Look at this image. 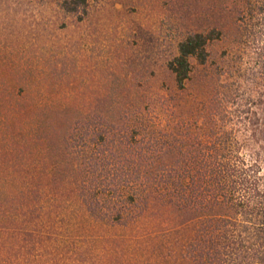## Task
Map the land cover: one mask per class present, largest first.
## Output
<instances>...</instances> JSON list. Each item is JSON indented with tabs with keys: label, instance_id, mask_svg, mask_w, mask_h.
Returning a JSON list of instances; mask_svg holds the SVG:
<instances>
[{
	"label": "trees",
	"instance_id": "obj_1",
	"mask_svg": "<svg viewBox=\"0 0 264 264\" xmlns=\"http://www.w3.org/2000/svg\"><path fill=\"white\" fill-rule=\"evenodd\" d=\"M86 5L61 3L70 13ZM237 12L246 29L258 26L264 0H244ZM220 36L211 28L179 40L167 65L178 91L186 89L190 59L204 63L208 43ZM66 86L0 81V237H11L0 247L12 256L0 264H122L112 252L82 255L103 240L78 238L88 236L67 225L71 209L61 200L72 203L70 193L89 221L153 237L136 264H264V117L241 110L230 95L209 114L190 107L189 120L174 115L164 123L139 109L138 124L118 125L97 115L79 135L73 127L76 136L72 128L59 136L64 161L58 148L52 159L44 120L52 109H74V86Z\"/></svg>",
	"mask_w": 264,
	"mask_h": 264
},
{
	"label": "rangeland",
	"instance_id": "obj_2",
	"mask_svg": "<svg viewBox=\"0 0 264 264\" xmlns=\"http://www.w3.org/2000/svg\"><path fill=\"white\" fill-rule=\"evenodd\" d=\"M62 1L0 0V81H59L64 90L66 84L74 86V109H52L44 120L52 159L57 148L60 159H68L64 142L57 140L61 134L76 127L79 135L83 123L97 115L118 125L138 124L139 109L164 123L174 115L189 120L194 117L190 107L209 114L213 103H225L230 95L241 110L264 117V20L243 27L237 11L244 0H87L86 12L77 13L62 9ZM211 28L220 29L221 36L208 43L204 63L190 59L186 89L178 91L167 65L179 40ZM249 148L242 151L247 155ZM69 196L72 203L61 200L71 209L67 225L88 236L78 238L103 240L83 256L112 252L122 264L148 256L153 237H140L132 227L93 223L77 197ZM32 212L38 220L41 211ZM5 251L0 247V259Z\"/></svg>",
	"mask_w": 264,
	"mask_h": 264
}]
</instances>
